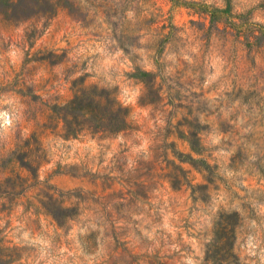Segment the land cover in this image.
<instances>
[{"label": "rangeland", "instance_id": "obj_1", "mask_svg": "<svg viewBox=\"0 0 264 264\" xmlns=\"http://www.w3.org/2000/svg\"><path fill=\"white\" fill-rule=\"evenodd\" d=\"M62 3L0 12V264H264V0ZM95 90L129 127L67 137Z\"/></svg>", "mask_w": 264, "mask_h": 264}, {"label": "trees", "instance_id": "obj_2", "mask_svg": "<svg viewBox=\"0 0 264 264\" xmlns=\"http://www.w3.org/2000/svg\"><path fill=\"white\" fill-rule=\"evenodd\" d=\"M64 0H0V12L5 14L14 22H26L35 17H54ZM55 2V4H51ZM94 100H88V94L82 92L80 95L66 105L51 108L53 115L51 119L64 123L67 137H77L84 131H91L94 135L98 133L118 134L129 127V109L124 107L117 97L111 98V93H97L95 90ZM231 216L227 218L231 222ZM230 224V223H229ZM231 226V225H230ZM233 231H230L232 233ZM214 241V240H213ZM216 242V241H214ZM224 247L232 249L227 240ZM1 258V257H0ZM15 260V259H14ZM6 264H11L13 261Z\"/></svg>", "mask_w": 264, "mask_h": 264}]
</instances>
